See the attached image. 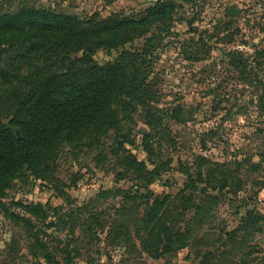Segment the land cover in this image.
Here are the masks:
<instances>
[{
    "label": "rangeland",
    "instance_id": "rangeland-1",
    "mask_svg": "<svg viewBox=\"0 0 264 264\" xmlns=\"http://www.w3.org/2000/svg\"><path fill=\"white\" fill-rule=\"evenodd\" d=\"M21 1L0 0V9L10 7L4 12H11ZM157 1L39 0L37 6L102 22L111 14H143ZM181 5L172 35L155 53L150 80L158 91L155 106L177 111L186 121L167 120L162 142L154 144L158 163L150 165L152 156L143 149L142 135L150 130L138 113L135 144L125 153L111 133L95 138L90 146H65L46 174L18 182L6 193V201L40 205L46 211V224L54 225L47 231L48 244L62 264H236L248 259L264 264V114L258 107L259 98L264 99V0ZM152 35L156 32L126 49L135 50ZM121 52L101 49L93 60L104 66ZM229 53L248 61L250 71L230 65ZM128 155L159 176L129 172ZM200 157L226 166L225 174L243 182L241 192L234 194L235 185L223 191L208 189L207 194L185 188L195 181L189 175L196 173ZM181 192L185 200L178 196ZM167 195L171 200L164 199ZM155 198L162 207L152 209ZM195 200L203 201L199 211L191 207ZM149 211H160L162 221L148 218ZM161 222L175 227L182 239H164L173 249H160L154 258L144 250V242L155 249ZM27 243L24 226L0 212V264H35ZM67 244L71 253L65 262L64 253L54 249Z\"/></svg>",
    "mask_w": 264,
    "mask_h": 264
},
{
    "label": "trees",
    "instance_id": "trees-1",
    "mask_svg": "<svg viewBox=\"0 0 264 264\" xmlns=\"http://www.w3.org/2000/svg\"><path fill=\"white\" fill-rule=\"evenodd\" d=\"M194 1L159 0L143 14L133 17L111 14L102 22L84 21L40 8L39 0H23L11 12H4L10 7L0 9V212L10 222L24 226L27 253L35 264H44L40 259L46 264H62L48 244L47 231L54 225L46 224V211L40 205L6 201L7 191L18 182L27 183L46 174L65 146L75 143L90 146L95 138L111 133L125 153L135 144L132 136L134 116L138 113L150 130V134L142 135L143 149L152 156L150 165L158 163L154 146L157 141L162 142L161 131L167 120L183 123L186 119L180 118L177 111L155 106L159 104L155 101L158 91L150 80L156 64L155 53L163 40L172 35L174 15L183 8L181 4ZM150 31L156 35L133 51L126 49V45L141 41ZM101 49H122V52L100 66L93 56ZM227 57L234 68L242 72L250 69L241 56L229 53ZM258 107L262 116L263 98H259ZM128 156L125 161L129 172L159 176L156 169L149 172L135 157ZM199 159L196 173L189 176L206 187L199 189L192 180L185 188L207 194L208 189L223 191L235 185L234 194L241 192L243 182L225 174L226 166ZM140 167L143 170L137 171ZM253 167L257 171L258 167ZM137 179L145 180L138 176ZM184 193L178 194L183 200ZM164 199L169 201L171 197L167 195ZM197 201H191L194 202L191 207L199 211L203 201L195 204ZM243 202L248 206V202ZM162 206L159 198L151 204L152 209ZM152 216L162 221L160 211H149L148 218ZM170 237L178 242L182 239L175 227L171 224L166 227L161 222L155 249H150V242L145 241L144 250L158 258L160 249L164 252L173 249L165 242ZM69 249L67 244L54 252L64 253V261L68 262ZM236 264L260 263L248 259Z\"/></svg>",
    "mask_w": 264,
    "mask_h": 264
},
{
    "label": "water",
    "instance_id": "water-1",
    "mask_svg": "<svg viewBox=\"0 0 264 264\" xmlns=\"http://www.w3.org/2000/svg\"><path fill=\"white\" fill-rule=\"evenodd\" d=\"M235 12L234 11H231V10L228 11V13L231 14V15H235ZM16 135L18 136V138L20 137L18 131L16 132Z\"/></svg>",
    "mask_w": 264,
    "mask_h": 264
}]
</instances>
